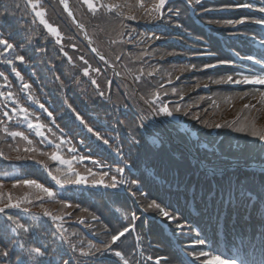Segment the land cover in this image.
I'll return each instance as SVG.
<instances>
[{
    "label": "snow or ice",
    "instance_id": "1",
    "mask_svg": "<svg viewBox=\"0 0 264 264\" xmlns=\"http://www.w3.org/2000/svg\"><path fill=\"white\" fill-rule=\"evenodd\" d=\"M60 2L64 5L65 11L68 12L69 16H72V11L68 8L67 0H60ZM85 4H87L88 9L92 11L93 13L99 11L100 9H107L109 13H115L117 16L123 15L122 12H120L121 5L120 4H99L97 6L96 4L90 2V0H83ZM139 2V0H138ZM170 2V0H158L156 2L151 10L148 12V15L152 16V19L154 20H161L163 19L164 13L163 9L166 6V3ZM189 6L191 5H202V0H188ZM25 6L29 7L32 12L34 13V17L39 19V22L44 25V27L48 30L49 33L59 36L60 33L57 30L56 27H53L51 24L48 23V21L45 19V11L43 10L40 0H25ZM20 5L18 3L15 4V8L19 9ZM140 7H143L141 4ZM236 9H247L249 11L258 12L261 14H264V4L253 2V0H244V2H239V0H236V2L232 4H224L220 6L219 8H206L204 9V12H231L235 11ZM192 11L195 9L192 8ZM156 13H159V15H156ZM11 15L14 16L15 12H9L7 9L4 11H0V18ZM175 16L177 19L180 17V11L177 10L175 12L170 11L169 15V23H171V17ZM128 20L134 19V16H126L125 17ZM212 23L218 24L220 27L223 28H229L232 31L229 33L230 36L232 35H244V33L240 32V30L237 28L239 25H244L245 23H251L260 26L261 29H264V15H261L260 17H253V16H245L241 17L240 19H224L222 21H210L209 25ZM175 26L177 28L181 27L180 23H176ZM81 28H83V25H80ZM209 31H213V29L209 26ZM124 35V34H122ZM131 36V33L128 34ZM149 40L153 39V37H148ZM155 40H161V36H155ZM254 42L259 43L260 49L254 51L253 53L242 55L239 52H235L234 56L235 59H224V60H218L214 64H205L203 65L204 69L209 68H217L221 65L225 66H231L235 67L238 64L242 66V71H236L232 75H227L226 77H220L219 79H211V83L213 84H233V85H253V86H264V35L261 34H255L249 37ZM57 43H60V40H57ZM113 43H116V41H113ZM91 44V41H90ZM0 46H3V52L9 53V50H14L15 45L13 43H10L7 38H0ZM61 51H63V48H61ZM93 52H96L97 50L95 48H92ZM203 55H209V56H215V53H212L210 50L205 49V51L202 53ZM65 55H67L65 53ZM143 55H149V53H144ZM168 55H174V53H168ZM83 59V57H80ZM69 59H71L69 57ZM99 59L104 61L105 64L108 63V61L105 59L103 55H99ZM117 61L120 60V57H116ZM15 60L20 62H25V56L24 55H17L15 56ZM9 64H13V61L9 59L7 61ZM247 62V63H245ZM87 63V61H85ZM253 66H259V70H253ZM190 67L195 68V65H191ZM185 70H189L188 66L181 68L180 71L184 72ZM94 71H99V69H94ZM12 72L15 73L16 77L19 79H23L21 77V73L17 71L16 67L13 65ZM84 75L88 76L89 71L87 68L84 69ZM149 76L153 75V72L148 73ZM0 76L4 77V80L7 81V76L4 75L3 72H0ZM139 79V77H137ZM179 79V77H177ZM93 85L97 87V90L99 89V85L95 79L91 81ZM168 83H171V80L168 81ZM111 84V81H109V85ZM205 87H208L207 84L204 85ZM160 89L164 88L163 84H160ZM22 90L28 91L30 90V85L28 83H23ZM172 93H176V88L171 89ZM255 92L259 93V100L260 103H264V87H257L255 88ZM99 95L103 96V92H99ZM163 95L167 96L168 92L164 91ZM248 93L245 92L244 96H247ZM0 97H2L6 101H10L13 105L10 110L7 105H5V108L3 110H0V131L4 132L7 136L12 137L13 139L16 137H19L21 140L27 141V144L29 147H26L24 149L27 153L37 152L40 151V149L33 147V141L29 139L27 135L23 131H10L9 127L7 126L8 121L15 120L17 123L19 122H26L28 129H35L36 135L41 138V143H46L48 145L53 144V141L51 139H48L44 133L41 131L45 125L41 124L39 122L33 123L31 119H29L30 112L29 108L23 107L19 104L18 100L19 98L14 96L11 91L5 95L4 92L0 91ZM244 97L242 96L241 99ZM29 100H33L32 96L28 97ZM143 99V97H141ZM181 99H183V96L181 95ZM160 100V92L158 91L155 98L152 99L150 102L148 100H145L146 104H149V112L148 115L142 116L139 120V124L135 126L134 128H129V138L130 141L133 144H139L141 141L138 137H143L146 140H150L153 145L158 146L159 143L162 142V139H160L159 133L155 134L154 136L150 133V129H154L155 124L157 123L158 117H166V118H172L175 119L176 114H182L183 116L187 117L190 115L189 111L185 110L182 112V106L179 103H176L174 107L170 108L168 103H163L158 101ZM35 103L39 104V107L44 111L47 112L48 117H52V112H50L43 103H39V101H34ZM69 107H71L69 105ZM189 108L192 107V105L188 106ZM254 108L255 105L245 104L244 108ZM72 111L75 113V119L78 120L81 124L85 126L87 131L89 133H92L95 135L97 140L102 139L99 132H94L93 128L89 126L82 116L76 112L75 109H72ZM11 112V115L9 114ZM6 118V119H5ZM192 120L202 123L203 126L210 130L215 131L217 129L221 128H228L231 129V131L242 134L245 136H248L252 138L253 141H257L258 143H253L250 145L251 150L258 153V158L261 161V165L259 168V171L261 174H264V130H257L254 126H250L247 123H239L238 121H232V122H225V123H216V124H210L206 120H202L201 117L197 115H193ZM38 119V118H37ZM54 122V121H53ZM178 122V121H177ZM239 124V126H237ZM51 131V129H49ZM61 134L62 130H61ZM55 135V134H54ZM103 143L105 145L109 144L108 139H103ZM71 144V141L66 139H60V143L55 144L56 149H61L63 145ZM236 147H240L237 145ZM17 152H19V148L15 149ZM241 152H243V148L240 149ZM68 151L70 153H75L76 148L75 147H69ZM42 155L48 156L49 154L47 152H41ZM116 154L121 157L122 160V166H118L115 168V173L118 174L119 178H117V175H111V182L104 184V187L111 188L114 190H124L127 188L128 191L132 192L133 195H136V192H139L140 189L138 187L140 180L139 178L136 179H127L124 175L126 169L132 168L134 165L131 160V152H129L128 156L125 157L123 151L121 149L116 150ZM0 155H3V152H0ZM30 159L31 157H27ZM17 160H20L21 157L17 156ZM50 159L52 161H58L61 165H66L68 168V172L70 173L67 175L64 179H60L55 175H52L51 172H49V175L51 176L52 180L56 182L57 185H59L61 188H63L65 185H84L87 184V177L81 175L79 172H75L72 164L73 161L83 162L85 160H89V156H79L76 155L72 156L71 160L64 159L58 151H53L50 155ZM228 157L227 156H221L219 154L214 153L213 159L208 160L207 164L209 167L207 168V175L210 178H216V177H223L224 176V169L227 166ZM91 163L97 167L101 166L100 161L97 160H91ZM201 163H204L203 161ZM112 171L111 167L109 166V171H105L102 173V179L101 181L93 180L94 185H99L103 182V177L109 176V173ZM88 173L92 175L93 177L96 175L92 172L91 168H88ZM17 184H23L26 186L35 187L36 189H39L41 192L45 193L49 198L54 196V192L49 188L45 187L41 183H37L36 180L33 179H23V180H17L15 184H13V187L15 188ZM220 189V201L219 203L222 205L225 202V199H231L233 194V188L234 185L231 181L228 182L227 187L225 188L223 185H218ZM211 194V193H209ZM141 196H145L146 194L143 192H140ZM195 198V193H194ZM203 199V197H201ZM0 199H2V196H0ZM42 199V198H41ZM255 199L258 200L261 204H264V184L260 185L259 191L255 195ZM29 203L31 201H28ZM248 203H252V194H248ZM21 207V202H13L12 196L9 194L7 197V202L3 204L2 207H0V214H4L6 209H19ZM65 207H68V205H65ZM150 210L156 211L159 216L162 218L161 222L163 220H167L169 225H171L173 222H175V228L176 233H184L185 235L190 234L192 232H196V238L192 241L191 246H203L202 250L199 252H193L189 251L187 253L188 256L192 257L191 264H264V239L261 240L259 244L260 249V257L259 259H251L249 257V245L245 244L243 240H241L240 245L236 246L238 251H233L232 246L228 245L226 242L224 250H221L218 246H216L215 240L212 241V243L209 242V237L206 235H202L200 231L197 229H194L192 227V222L186 219H183L181 216H178L174 214L173 211L169 210V206L163 205L162 201L157 202L156 199L151 200L149 203H147L146 207L142 208V211L147 213ZM23 211L27 213L29 210L27 208H24ZM87 211V209H85ZM67 215H71L68 213ZM44 217H51L53 221L61 219V217L53 216L48 210H44L43 212ZM94 220L97 219L96 216L92 217ZM32 219L34 221H39L40 217L33 216ZM124 219L126 221L130 220V223H128L127 226L121 225L122 230H113L114 234L111 235L110 240L108 242H101L100 246L97 247L96 245L89 244L88 250H84L83 247L77 249L75 245H70L73 254H76L78 252V264H96V260L98 257H103L105 254H111L114 253V255L120 260L123 261V264H129V261L125 259L124 255L121 251L116 250L114 248L115 245L118 244L119 241H121L122 237H125L126 233H130V231L135 230V222L138 219L135 212H132L131 216H124ZM6 220L9 222L6 225L7 230L14 234L16 237H20L21 233L27 235L31 228L27 223H21L20 220L13 214H7ZM79 223L83 224L85 223L83 218H80ZM185 230H187L185 232ZM258 231H264V223H261L259 225ZM57 240L60 241V243H57ZM68 242L66 238L61 233L59 236L56 235L55 232H53V239L51 241V249L49 248L48 244L44 243H25L21 242L19 239L13 241L11 247H3L0 248V264H5V258H8L10 256V253L19 252V256L15 260L14 264H74V261L71 256H69L67 259H65V256H67V252L64 250V243ZM79 257L86 258L83 261L79 260ZM148 259H152L151 256L148 257ZM7 264H13L11 260L7 261ZM156 264H160V258L157 259Z\"/></svg>",
    "mask_w": 264,
    "mask_h": 264
},
{
    "label": "rangeland",
    "instance_id": "2",
    "mask_svg": "<svg viewBox=\"0 0 264 264\" xmlns=\"http://www.w3.org/2000/svg\"><path fill=\"white\" fill-rule=\"evenodd\" d=\"M49 24H51L53 27H56V28H57V30H58V27H57L56 25H54L52 22H49ZM261 114H262V116L264 117V110H263V111H261Z\"/></svg>",
    "mask_w": 264,
    "mask_h": 264
}]
</instances>
